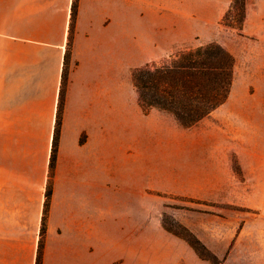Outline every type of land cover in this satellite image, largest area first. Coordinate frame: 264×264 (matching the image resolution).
I'll list each match as a JSON object with an SVG mask.
<instances>
[{
	"label": "crops",
	"instance_id": "obj_1",
	"mask_svg": "<svg viewBox=\"0 0 264 264\" xmlns=\"http://www.w3.org/2000/svg\"><path fill=\"white\" fill-rule=\"evenodd\" d=\"M151 3L154 22L165 7L175 23L204 25L219 21L231 0ZM71 7L72 0H0V264H36ZM245 11L243 31L261 34L264 0H246ZM155 39L144 33L132 44L130 0H79L42 264H99L90 254L98 233L91 203L98 204L99 163L109 169L115 146H146L141 118L131 116L138 106L130 105L129 72L132 60L161 55L149 51ZM126 64L128 94L116 79ZM141 241L129 239L128 248L144 247Z\"/></svg>",
	"mask_w": 264,
	"mask_h": 264
},
{
	"label": "rangeland",
	"instance_id": "obj_2",
	"mask_svg": "<svg viewBox=\"0 0 264 264\" xmlns=\"http://www.w3.org/2000/svg\"><path fill=\"white\" fill-rule=\"evenodd\" d=\"M156 1L130 0L132 44L153 33L155 45L149 51L161 54L140 63L132 60L129 72L130 105L138 106L131 116L141 118L146 146H115L109 169L99 163L98 204L91 203L93 211L97 207L98 233L90 254L99 264H264V29L259 35L245 33V17L233 0L215 23H175L165 7L161 21L154 22L149 2ZM210 43L234 58L225 102L189 127L169 111L142 107L134 71L172 68L182 54ZM128 70L126 64L116 71L125 94ZM120 118L116 136L122 135ZM54 176L55 170L47 181L52 188ZM87 202L84 197V209ZM47 219L48 212L46 224ZM189 232L202 253L190 243ZM129 239H141L145 246L128 248Z\"/></svg>",
	"mask_w": 264,
	"mask_h": 264
},
{
	"label": "trees",
	"instance_id": "obj_3",
	"mask_svg": "<svg viewBox=\"0 0 264 264\" xmlns=\"http://www.w3.org/2000/svg\"><path fill=\"white\" fill-rule=\"evenodd\" d=\"M233 2L239 4L244 18L246 0H233ZM78 6L79 0H72L69 42L64 57L56 125L49 162V179L53 177L56 166L62 111L68 82L71 43L75 31ZM233 67L234 58L232 55L219 44L210 43L207 46H200L182 54L172 68H156L154 73L151 70L140 69L134 71L132 76L135 86L139 90L142 107L154 106L169 111L176 116L183 126L189 127L226 101L232 84ZM52 192V183L49 180L45 191L41 239L38 245L36 264H42V237L46 232V215L50 207ZM177 233L184 234L182 231ZM186 235L192 246L202 253L199 250L198 239L190 232Z\"/></svg>",
	"mask_w": 264,
	"mask_h": 264
}]
</instances>
